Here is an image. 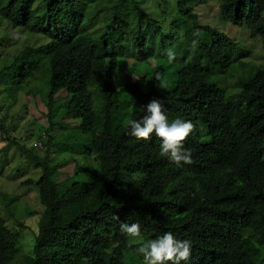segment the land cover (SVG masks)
I'll return each instance as SVG.
<instances>
[{
    "label": "trees",
    "instance_id": "obj_1",
    "mask_svg": "<svg viewBox=\"0 0 264 264\" xmlns=\"http://www.w3.org/2000/svg\"><path fill=\"white\" fill-rule=\"evenodd\" d=\"M40 1V14L34 0L0 4L7 25L45 38L0 66L9 93H28L35 82L48 122L39 149L4 136L38 171L24 183L36 187L42 206L25 264H143L121 223H139L145 241L165 232L191 240V259L181 264H264V64L238 78L229 96L211 81L209 73L245 53L233 54L232 39L198 21L194 8L208 0H171L167 33L137 0ZM217 8L221 20L258 38L264 52V0H219ZM126 57L136 60V78L124 76L118 87L117 60ZM58 92L78 101L65 117L90 116L88 140L57 142L48 134L59 118ZM152 98L161 100L169 122L195 125L184 144L191 164L177 167L162 157L154 134L148 141L127 134L125 119H140ZM55 146L89 161L59 179L67 160L50 163ZM76 183L84 189L73 193ZM15 199L7 197L6 207ZM16 240L0 216V264L14 256Z\"/></svg>",
    "mask_w": 264,
    "mask_h": 264
},
{
    "label": "rangeland",
    "instance_id": "obj_2",
    "mask_svg": "<svg viewBox=\"0 0 264 264\" xmlns=\"http://www.w3.org/2000/svg\"><path fill=\"white\" fill-rule=\"evenodd\" d=\"M3 0L0 4H3ZM140 8L148 12L152 17L163 21L162 28L164 33L169 31V21L172 17L171 0H137ZM219 0H208L205 4L194 8L198 21L223 32L227 37L236 43L232 53L237 54L240 50L244 56L232 61L230 66L222 72L213 71L209 73L211 81L220 86L225 95H231L235 90V81L241 76H247L252 70L264 64V52L261 50L258 38H249L244 26H234L220 19L218 15ZM35 13L40 14L43 4L40 0H34ZM264 14V8H263ZM45 42V38L40 34H32L25 31L15 30L6 22L0 19V66L20 50L24 45H39ZM143 58V52L139 51ZM148 63L151 66L153 59L146 54ZM141 58V59H142ZM140 59V58H139ZM145 59V58H143ZM141 63L142 60H137ZM131 58H118L117 71L114 83L120 86L124 76L128 75L131 80L136 78ZM251 70V71H250ZM40 84L43 82L39 77ZM28 93L19 90L15 94L4 90L0 84V216L4 220L6 228L16 235V252L9 260L8 264H25V260L31 255V248L34 236L37 232V225L42 206L39 203L38 191L32 184H24L28 179H35L38 171L27 165L23 158L15 150L4 136L15 138L27 147L33 146L42 136L43 129L46 128V109L40 94L34 90L35 82L29 84ZM44 89V88H43ZM57 109L59 118L53 121V128L49 131L54 141L79 143L88 140L86 133L90 126V116L86 115L80 119H68L63 115V110L71 111L78 106L76 98L68 99L64 92L56 94ZM6 131V134L3 132ZM46 135V134H45ZM34 148L39 149L37 146ZM50 163L58 164L62 160H67L66 164L60 167L59 179H64L72 175L73 170L81 168L88 163L80 153H67L66 150L59 151L56 146L50 149ZM39 155L43 150H36ZM77 179H80L77 176ZM84 189L83 183H76L71 186L73 193L81 192ZM15 196L16 199L9 202L7 207V197ZM137 248V245L136 247Z\"/></svg>",
    "mask_w": 264,
    "mask_h": 264
},
{
    "label": "clouds",
    "instance_id": "obj_3",
    "mask_svg": "<svg viewBox=\"0 0 264 264\" xmlns=\"http://www.w3.org/2000/svg\"><path fill=\"white\" fill-rule=\"evenodd\" d=\"M168 62L172 63L175 53L167 51ZM145 114L140 119L127 118L124 126L127 134L137 140H151L153 134L159 138L160 155L166 157L177 167L191 164L192 154L184 148L185 141L195 131V125L189 120L176 118L169 122L160 99L152 98L144 106ZM118 219V217H115ZM121 233L133 238L137 244L136 251L143 256V264H181L192 256L191 240H178L171 232L145 241L139 223H121Z\"/></svg>",
    "mask_w": 264,
    "mask_h": 264
},
{
    "label": "built area",
    "instance_id": "obj_4",
    "mask_svg": "<svg viewBox=\"0 0 264 264\" xmlns=\"http://www.w3.org/2000/svg\"><path fill=\"white\" fill-rule=\"evenodd\" d=\"M33 146H37V147H38V146H39V143L34 142V143H33Z\"/></svg>",
    "mask_w": 264,
    "mask_h": 264
}]
</instances>
